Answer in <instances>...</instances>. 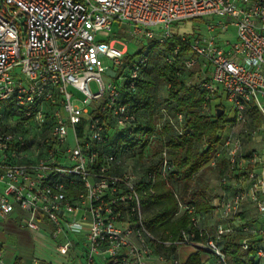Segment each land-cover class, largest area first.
I'll list each match as a JSON object with an SVG mask.
<instances>
[{
	"label": "built area",
	"instance_id": "built-area-1",
	"mask_svg": "<svg viewBox=\"0 0 264 264\" xmlns=\"http://www.w3.org/2000/svg\"><path fill=\"white\" fill-rule=\"evenodd\" d=\"M207 15L229 21H208L192 38L171 29L174 22ZM114 22L131 26L137 44L142 37L160 46L175 41L166 61L176 74L198 69L194 85L205 93L203 113L218 109L213 101L221 94L231 105L229 126L209 162L215 166L223 154L233 174L218 179L230 192L219 201L213 233L193 204L179 202L189 227L173 240L156 239L142 223L140 196L153 192L157 177L173 172L166 148L159 166L146 175V190H139L137 174L129 167L119 170L116 153L105 149L113 131L132 133L137 124L123 94L133 97L147 60L140 54L127 75L103 65V58L123 65L126 46L109 37ZM229 26L236 39L220 40ZM183 46L188 50L177 62ZM105 74L123 84L105 82ZM177 121L182 123L181 114ZM251 143L260 149L247 147ZM248 204L261 218L256 224L242 217ZM16 207L30 215L20 220L22 227L39 230L45 217L54 238L83 234L82 264H99V254L105 264H147L156 244L191 245L224 262L219 242L235 233L241 235V250L264 260V0H0V217ZM71 246L66 240L57 250L64 254Z\"/></svg>",
	"mask_w": 264,
	"mask_h": 264
},
{
	"label": "trees",
	"instance_id": "trees-1",
	"mask_svg": "<svg viewBox=\"0 0 264 264\" xmlns=\"http://www.w3.org/2000/svg\"><path fill=\"white\" fill-rule=\"evenodd\" d=\"M174 44L175 41L172 39L165 42L166 58L169 56ZM156 46H158L157 42L152 40L151 45L144 54L147 59ZM187 50V47L183 46L181 52L176 56L177 62ZM131 61L133 59L128 57L126 63L123 64L124 66H121V74ZM165 63H167L166 60ZM146 65L147 60L145 65L142 66L137 90L133 97L130 99L123 94L125 101L136 115L137 124L132 133H129L128 130L120 133L113 131L110 146L105 148L106 151L116 153L119 170H125L129 167L137 174L139 177L137 184L139 190L149 188V183H145L147 181L146 175L159 166L161 161V151H159L158 155L155 156V161L147 169L140 170L135 167L134 163L127 162L124 159L125 154H129L134 148H138L141 153L148 146L155 131L153 121L142 124L138 115L139 111L147 110L151 112L154 107V97L151 93L152 83L141 78L142 74H145ZM183 73L176 74L175 66L168 63L163 67V73H160L167 85L165 106L160 109L162 116L166 114L168 117L163 121L165 122L163 126V148H166L169 161L174 166V170L166 179L157 177L156 182L152 185V193L140 196L141 215L142 212H145L142 223L147 231L158 240H173L179 235L180 230L189 227L187 216L184 212H179V202L193 204L198 213L211 209L206 195V184L198 173L210 166L209 162L215 156L220 144L221 134L229 121L225 117L223 107L218 103L215 106L223 110L221 116H217L216 111L212 115H207L201 111L205 93L195 85L186 86L181 78ZM249 113L253 118V122L258 123L259 116L257 112L252 109ZM179 114L182 115L181 124L177 121ZM97 115L101 119H105V116ZM176 126L181 130V133L176 130ZM200 145L203 147L201 148ZM218 159H216V162ZM224 160L227 167L225 157ZM242 217L247 218L245 212ZM209 233L213 232L210 231ZM195 239L197 241L203 240V238L198 237ZM240 239L241 235L239 233L224 236L219 242L224 255V262L218 261L222 264H264V260H259L253 257L250 252L241 250ZM253 242L262 246L260 239ZM176 246L178 245H171L166 253L173 254ZM155 248L164 249L158 244L155 245ZM184 264H199L197 254L189 257Z\"/></svg>",
	"mask_w": 264,
	"mask_h": 264
},
{
	"label": "rangeland",
	"instance_id": "rangeland-1",
	"mask_svg": "<svg viewBox=\"0 0 264 264\" xmlns=\"http://www.w3.org/2000/svg\"><path fill=\"white\" fill-rule=\"evenodd\" d=\"M218 20L229 21V19L225 16H216V15H207L204 17H199L195 19L185 20V22H174L171 25L172 31L177 35H184L188 38H192L194 35H197L199 32H204L205 24L208 21L216 22ZM153 31H158L159 27H152ZM109 37L118 39L126 46V53L121 58L122 64L126 63L128 57H131L133 60L138 59L140 54H145L148 47L151 45L152 40L147 39L145 37L141 38V41L137 44L133 37L131 36V26L127 23L119 24L118 22H114L112 25L111 32H109ZM220 40H231L232 42L236 39L235 35V27L229 26L228 31L225 34H221L219 36ZM116 48L121 49L123 45L120 43L115 44ZM166 60V51L164 46H156L149 58L147 59V65L144 70L145 74H142L143 79H147L152 83L151 93H153L154 97V107L151 112L147 110H141L138 112L140 117V121L142 124H145L147 121H153L155 124V131L153 136L150 138L149 144L145 147L141 153L138 148L132 149L129 154H125L124 159L127 162L134 163L140 170L146 168L151 163L155 161V156L158 155L159 151L163 149V126L165 124L164 118L161 113V108L165 106V101L167 98V85L164 79L161 76V72L163 73V67L165 66ZM103 65L109 67L111 70L115 71L116 74L120 73L121 67L113 65L110 60L105 58L102 59ZM124 66V65H122ZM14 72H19L20 68L16 67ZM128 68L125 67L122 75H127ZM104 81L111 80L112 82H117L118 84H123L122 79H116L115 77L109 75H103ZM90 88L92 91H96V85L94 82L90 83ZM215 103L220 104L225 113V117L228 119L232 114V109L230 103L226 100L224 95H219L215 99ZM88 110L91 109V106L87 107ZM229 124L225 126V130ZM239 130V126L235 128ZM202 148L203 146L200 145ZM247 147H251L254 149H260V144L251 143L248 144ZM127 155V156H126ZM221 162L225 161L223 154L219 157ZM211 184L214 186L217 185L218 175L217 173L212 174ZM244 212L247 215V218L252 220L253 222H258L261 218L258 215L256 209L251 205H246ZM145 215V212H142V217ZM5 221L0 220V224H4ZM42 223H39L40 230H24L29 237V241L22 240L20 246V241L18 237L14 234L8 233L4 228L0 227V249L2 250L4 256L7 259L12 258L14 255H19L24 259L27 257H34L41 261L50 262L51 264H59L62 261V257L57 253L56 246L61 243L62 239L60 237L54 238L50 232L46 231L43 224L48 223L45 217H42ZM28 243L29 245H26ZM162 251L163 257L168 260L169 254L164 250Z\"/></svg>",
	"mask_w": 264,
	"mask_h": 264
},
{
	"label": "crops",
	"instance_id": "crops-1",
	"mask_svg": "<svg viewBox=\"0 0 264 264\" xmlns=\"http://www.w3.org/2000/svg\"><path fill=\"white\" fill-rule=\"evenodd\" d=\"M197 71L198 69L195 68L194 70L184 72L181 75V78L186 86L194 85L195 81L197 80ZM213 103L216 104L215 100L213 101ZM147 168L148 166H146V169ZM213 172L217 173L218 179L223 174H227L230 179L233 178L232 172H229L227 170L225 161L221 162V160L219 159L217 160L215 166H209L198 173L203 182L206 184V195L211 205L210 210L199 212V214L201 215V223L208 232H214L216 224L218 223V206L221 197H224V195H228L230 192L229 186H221L218 181L216 186L211 184V181H213V179L211 178ZM29 218L30 215L27 212L16 207L13 213L10 214L8 217H0V220L5 221L4 224H0V227L4 228L8 233L16 235L18 237V240L20 241V246H22V240L29 241L27 233L24 232V230H28L29 228L22 227L19 222L20 220H28ZM41 221L42 218L40 219L39 223H42ZM254 223L256 224L257 222ZM43 226L46 231L51 233L52 224L48 222L43 224ZM58 237L62 239L61 243L59 244L65 243L66 240H69L72 244V246L69 247L64 254H60L58 252L57 246L59 244H57L56 251L63 258L62 261L59 262V264H82L84 252L86 249V242L83 234L69 233L67 235H60ZM132 239H135V237H132ZM26 245L29 244L26 243ZM168 248H164L162 250L167 252ZM19 253L18 255H14L12 258L10 257V259H7V257L4 256L2 252L3 264H51L50 262L41 261L34 257H27L24 259L19 255ZM194 254H197L199 258V264H222L213 254L207 252L204 249L197 248L191 245L176 246L174 253L169 255L168 260L165 259V257H163V259H159V256H163L162 251L157 248H154L153 255L150 256L147 264H184L188 260V258ZM96 259L99 264H105V261L103 260V254H99ZM34 260H36V262H34Z\"/></svg>",
	"mask_w": 264,
	"mask_h": 264
},
{
	"label": "water",
	"instance_id": "water-1",
	"mask_svg": "<svg viewBox=\"0 0 264 264\" xmlns=\"http://www.w3.org/2000/svg\"><path fill=\"white\" fill-rule=\"evenodd\" d=\"M216 114H217V116H221L223 114V110L218 108L216 110Z\"/></svg>",
	"mask_w": 264,
	"mask_h": 264
}]
</instances>
